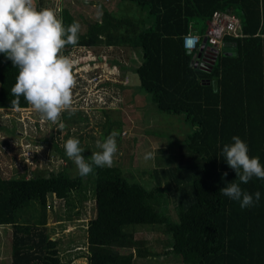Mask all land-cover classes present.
<instances>
[{"label":"trees","instance_id":"trees-1","mask_svg":"<svg viewBox=\"0 0 264 264\" xmlns=\"http://www.w3.org/2000/svg\"><path fill=\"white\" fill-rule=\"evenodd\" d=\"M122 1L135 2L146 9V16L123 15L104 22L103 9L99 20L85 22L76 45L112 46L128 62L116 59L113 64L122 73L130 69L137 74L156 110L181 116L192 128L179 146L180 165L152 174L149 190L128 182L118 167L95 168L86 177L68 168L48 175H0V227L8 228L10 236L9 256L3 261L62 264L58 244L51 241L64 227L56 214L59 208L57 226L47 225L48 198L53 195L70 210L88 198L94 202V217L83 229L85 264L154 260L157 255L144 242L133 240L138 228H156L166 235L168 251L163 255L177 258L178 264H264V179L253 177L240 184L253 197L260 193L259 201L247 208L220 192L240 183L221 154L233 136L241 138L249 156L259 157L264 166V0ZM214 9L234 14L241 36L223 38L224 49L208 72L194 65L195 50L183 48L181 35L202 31L192 20L203 24ZM58 17L65 26L76 22L66 7ZM17 75L18 68L0 54V109L28 107L23 97L16 103L11 94ZM66 113L60 122H80ZM105 133L107 137L111 132L105 127ZM53 148L61 159L74 163L65 151ZM168 197L174 199L176 222L160 209Z\"/></svg>","mask_w":264,"mask_h":264},{"label":"rangeland","instance_id":"rangeland-1","mask_svg":"<svg viewBox=\"0 0 264 264\" xmlns=\"http://www.w3.org/2000/svg\"><path fill=\"white\" fill-rule=\"evenodd\" d=\"M67 1L69 4L67 10L81 26L79 32L85 30V22L100 19L98 12L102 13L103 10L100 9V4H96L99 2L113 6L110 10L106 9L104 22H113L116 17L123 15L142 18L147 14L146 9L131 1L93 0V11L88 10V3L85 4L92 0ZM36 3L38 7V0ZM63 7H65L64 2L59 9L56 10L54 7L58 16ZM199 21L193 19L191 24L194 27L203 25ZM220 45L214 46L220 51ZM67 48L68 50L63 51L62 54L75 61L72 71L77 83L73 89V109L76 107L78 109L74 110L73 114L69 115L67 112L66 115L67 118L74 117L80 122L68 125L62 121L51 131V123L42 119L31 105L24 109H0V175L4 179L25 174L30 176L32 172L48 175L49 172H57L62 168H68L74 175L78 171L76 165L74 163L70 165L65 159H61L55 153L53 146L64 151V143L68 138H78L80 146L84 149L83 155L90 159L93 152L99 151L96 141H103L106 138V127L110 132L113 130L118 132L116 137L118 152L113 167L120 168L128 182L149 190L154 182L152 174L161 170H175L180 165L179 146L186 135L191 133L192 128L182 122L181 116L157 111L151 94L140 88L136 73L132 72L128 82V84L132 83V86L121 88V85H124L123 75L118 67H114L117 65H114L113 61L119 59L124 64L128 62L123 58L124 55H117V50L113 51L112 46L93 45L88 48V54L83 49L72 46ZM120 49L121 47L118 50ZM86 62L98 67L92 73L81 72L83 63ZM111 65L114 66L109 68ZM110 78L116 82L107 84L110 83ZM100 84L105 86L104 89H99ZM126 89L132 91L126 93ZM79 97L87 98L86 102L78 101ZM97 97H104L105 106L99 103ZM96 100L98 101L94 103ZM50 138L53 140L52 145ZM149 152L153 153V158L145 160V154ZM48 205L47 225L57 226L56 214L60 215L61 224L64 225L63 231L57 232L51 239L58 244L57 251L62 264H85L86 247L83 241V229L86 222L94 217L93 200L88 198L80 206L70 210L64 208L62 203L51 195L48 198ZM174 205V199L168 197L160 204V209L169 221L176 222ZM57 208L60 210L56 213ZM3 232L8 234L6 235L8 238L0 240V249H3L2 255H5L3 257L8 258L9 251L6 246L9 245L10 236L6 229ZM133 240L144 242L150 252L157 255L154 260L138 259L134 260L133 264H178L177 258L163 255L168 251L166 248L168 238L158 229L138 228Z\"/></svg>","mask_w":264,"mask_h":264},{"label":"clouds","instance_id":"clouds-1","mask_svg":"<svg viewBox=\"0 0 264 264\" xmlns=\"http://www.w3.org/2000/svg\"><path fill=\"white\" fill-rule=\"evenodd\" d=\"M80 27L78 22L65 26L56 11L38 8L36 0H0V54L18 68L11 94L16 103L23 97L42 119L52 124L60 122L62 113H74L75 61L62 52L67 45L78 43ZM97 98L105 106L104 97ZM117 136L118 132L113 130L103 141L97 140L99 151L93 152L90 159L83 155L78 138H68L64 143L65 155L74 162L81 177L92 174L95 168H111L118 152ZM231 139L233 143L225 144L221 154L240 183H230L220 192L238 201L243 209L258 202L260 193L254 194V201L253 195L240 184H247L253 177L264 179V166L259 157L249 156L248 145L241 138ZM152 158L153 153L145 154V160ZM227 175L223 173L222 178Z\"/></svg>","mask_w":264,"mask_h":264},{"label":"crops","instance_id":"crops-1","mask_svg":"<svg viewBox=\"0 0 264 264\" xmlns=\"http://www.w3.org/2000/svg\"><path fill=\"white\" fill-rule=\"evenodd\" d=\"M60 2H61V0H38V8H46V7H49L50 8V5H51V9L54 10V7H55V9L57 10V9H59L60 6H62L63 2L65 4V7L67 9L69 8V4H68V1L67 0H66V2L64 0H62V3H60ZM93 2H94L93 0L92 1H89V2H85V4H87V3L89 4L88 10H90V11L93 9V4H94ZM48 4H50V5H48ZM96 4L97 5L100 4L101 5V8L100 9H102V10L103 9L110 10V9L113 8L112 5H107L104 2L103 3L102 2H99V3H96ZM102 10H100V11H102ZM98 13H100L99 15L101 16V12H98ZM100 16H99V18H100ZM94 20H98V19H94ZM206 20L204 21V23L202 25V31H200V32L193 31L194 33L199 34V36L201 37L199 39L197 48L196 49H193V50H195V54L193 55V57H194V62H195L194 65L200 66V67H202L204 69H208V72H209L211 70L212 66L215 64L217 55L218 54H221V52L223 51V49H224V46L223 45L224 44H223V42L221 43V45L219 46V47H221V50L219 51V48L216 47L217 45L214 46V45L210 44L207 41H205L204 43H202V40L204 38V33L203 32H204V26L206 24ZM71 46L72 47L79 48V49H83L84 52H86V54H88V52H89L88 48L90 47V46H85V45H70V47ZM91 46H93V45H91ZM67 50H68V48L66 50H63V51L66 52ZM82 57H81V59H82ZM106 64H107V62H106ZM112 66H114V65L109 66V68L112 67ZM97 67L94 66L93 64H90L89 62L88 63L86 62V63H83L82 69L84 71L81 70V72H84V73H92L93 70L96 69ZM114 67H118V66H114ZM126 71L122 73V75H123V82H124L123 83L124 84L123 86H128L129 87V86H132V83L131 84H128V82L131 79L130 76L132 75V72L133 71L130 70V69H127ZM112 74H114V73H112ZM109 80H110V83H107V84H112L113 82H116V81H113V79H111V78ZM132 81H133V79H132ZM213 85H215V81H213ZM129 91H131V89H126L125 90L126 93L129 92ZM3 228L0 227V240L1 239L4 240V239L8 238V237H6V235H8V234H5L3 232ZM6 229H8V228H6ZM2 250L3 249H0V253H1L0 254V264H9V261H3L4 258H5L3 256H5V255H2Z\"/></svg>","mask_w":264,"mask_h":264},{"label":"built area","instance_id":"built-area-1","mask_svg":"<svg viewBox=\"0 0 264 264\" xmlns=\"http://www.w3.org/2000/svg\"><path fill=\"white\" fill-rule=\"evenodd\" d=\"M204 38L212 45L221 44L226 35L240 37V22L238 18L228 12L214 9L204 26ZM200 36L193 31L181 35V44L188 50L196 49Z\"/></svg>","mask_w":264,"mask_h":264},{"label":"flooded vegetation","instance_id":"flooded-vegetation-1","mask_svg":"<svg viewBox=\"0 0 264 264\" xmlns=\"http://www.w3.org/2000/svg\"><path fill=\"white\" fill-rule=\"evenodd\" d=\"M78 99H79L78 101H81L82 100V102L85 103L87 98H85V97H79ZM77 109H78L77 107L74 108V110H77ZM51 127H52V123H51ZM51 127H50V129H51ZM51 131H52V129H51Z\"/></svg>","mask_w":264,"mask_h":264},{"label":"water","instance_id":"water-1","mask_svg":"<svg viewBox=\"0 0 264 264\" xmlns=\"http://www.w3.org/2000/svg\"><path fill=\"white\" fill-rule=\"evenodd\" d=\"M206 40H205V38H203V40H202V43H204ZM202 47V46H201Z\"/></svg>","mask_w":264,"mask_h":264}]
</instances>
